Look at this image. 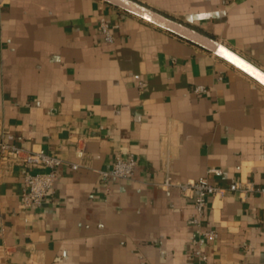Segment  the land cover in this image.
<instances>
[{
  "label": "crops",
  "instance_id": "1",
  "mask_svg": "<svg viewBox=\"0 0 264 264\" xmlns=\"http://www.w3.org/2000/svg\"><path fill=\"white\" fill-rule=\"evenodd\" d=\"M138 1L264 70V0ZM2 140L63 162L54 190L26 209L23 168H5L0 151V264H196L193 201L160 183L264 186V84L103 0H0ZM117 154L135 171L105 179ZM205 226L218 232L206 264H264L263 194L212 197Z\"/></svg>",
  "mask_w": 264,
  "mask_h": 264
},
{
  "label": "built area",
  "instance_id": "2",
  "mask_svg": "<svg viewBox=\"0 0 264 264\" xmlns=\"http://www.w3.org/2000/svg\"><path fill=\"white\" fill-rule=\"evenodd\" d=\"M117 25L112 24L102 15L98 21V31L103 40L113 42L115 39L114 30ZM144 83L141 82L142 86ZM195 93H204L207 91L205 85L199 84L193 88ZM1 163L7 169L18 165L23 168L22 186L20 188V199L24 208L30 209L39 206L44 199L54 190L58 179V169L63 162L60 155L44 150L28 149L17 144L0 141ZM137 159L125 157L117 154L111 166L100 170L105 179L109 178H127L130 177L136 168ZM34 166L43 167L44 170L34 171ZM78 167L77 163L72 165ZM209 172L221 174L220 168H210ZM160 185L168 189L171 186H177L184 196L192 199L196 209V215L192 219L195 228V235L192 239L193 254L196 258V264H206L209 254L206 251L208 241L214 240L218 236L215 228L205 226V215L209 206L210 199L216 195H222L227 191L238 192L242 198L250 193H261L264 195V186H260L253 181H234L228 186H222L210 182L209 178L200 177L193 180H172L168 174Z\"/></svg>",
  "mask_w": 264,
  "mask_h": 264
},
{
  "label": "water",
  "instance_id": "3",
  "mask_svg": "<svg viewBox=\"0 0 264 264\" xmlns=\"http://www.w3.org/2000/svg\"><path fill=\"white\" fill-rule=\"evenodd\" d=\"M132 13L231 62L264 84V70L214 36L183 23L138 0H103Z\"/></svg>",
  "mask_w": 264,
  "mask_h": 264
}]
</instances>
